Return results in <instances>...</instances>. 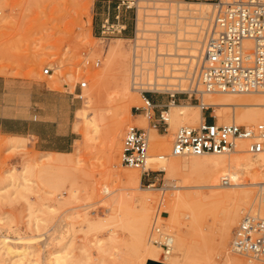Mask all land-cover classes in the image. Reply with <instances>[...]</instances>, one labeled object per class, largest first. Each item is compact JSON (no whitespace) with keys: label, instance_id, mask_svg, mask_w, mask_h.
<instances>
[{"label":"rangeland","instance_id":"rangeland-1","mask_svg":"<svg viewBox=\"0 0 264 264\" xmlns=\"http://www.w3.org/2000/svg\"><path fill=\"white\" fill-rule=\"evenodd\" d=\"M79 1L90 2L91 7L80 6L76 0H0V74L17 80V87L13 89L14 100L19 105L26 104L30 98L28 84L40 82L44 88L43 93L38 96L46 104L42 108L52 107L49 103L54 101L56 95L60 116L64 117L69 114V127L73 129L70 137L72 144H68L70 140L65 144H59L66 148L63 153L40 150L35 146V139L31 136L0 133V185H6L0 197V215L4 213L7 217L5 221H0L1 235L7 236L8 241L17 246L25 241L29 242L34 248L33 256L38 259L34 264H49L46 259L48 253L50 250L60 248L64 240L67 242L72 240L69 246L71 249L69 264H86L88 259L93 264H99L96 260L100 258L106 259L102 264H114L116 259L120 264H129L130 258L133 257L130 247L116 258V252L114 254L112 252L116 250L113 245L116 243V236L121 241L132 239V230L127 224L141 209L142 193L150 191H152L151 194L155 193L151 196L152 204L150 203L148 211L147 235H150L154 218L158 215L162 229L176 236V222L168 216L169 212L161 207V200L164 196L174 195L173 192L175 193L176 189L179 191L177 187H180L184 191L201 190L207 194L216 193L213 200L210 197L200 203L199 207L204 211L182 209L178 214L181 226L186 228L185 226L189 224L187 225L191 233L189 242L192 246L194 245L193 260L190 264H230L225 260L226 255L228 253L238 254L233 251L231 245L234 229L243 215L249 211L247 207L241 210L238 221L231 227L225 228L224 211L235 201V196L227 191L233 188L242 189L248 185H215L213 165L210 162H192L194 155H170L181 162L175 173L168 172L166 169H156L151 174L153 176L151 180L155 181V188H133L126 175L121 174L122 169L134 168L140 173L142 170L129 165H121L118 158L121 157L125 128L131 122V118H134L133 113L136 112L135 104L131 106L130 111H122L120 117L124 125L120 131V137L116 139L113 146L109 141L108 133L111 120H113L112 115L116 111V102L109 103L105 97L106 91L114 88L113 78L119 69L116 67L119 61L116 55H110L107 52L122 34L114 33L106 36L101 31L98 32V29L95 30V0ZM185 1L173 3V6L178 4L184 8L182 12L187 13L186 9L189 7ZM143 3L150 6L170 4L165 0ZM157 11L160 12L153 7L146 8L148 14L144 16L145 21L154 22L144 21L143 26L151 30H139L136 38L132 35L129 39H122L121 42L126 48V54L121 58L122 66L127 62L131 68V53L135 40L141 45H147L154 43L156 37L165 39V36L171 34L166 31V28H169V23L173 25L174 16L169 14L170 10L164 11L165 13L161 15L157 14ZM128 13L134 18L137 17V6L130 8ZM151 13L156 14L151 15ZM138 49L141 50L142 46ZM144 50L148 51L149 48L144 47ZM184 51L188 52V50ZM88 58L90 63L85 62ZM96 59H100L98 65L93 63ZM45 67H51L53 75L44 72ZM96 71L107 72L108 82L101 89L98 82L94 80ZM82 78L88 80V86L83 89V92L86 89L93 91L90 104L85 102L83 96L78 95L81 92L78 81ZM130 79L132 85V75ZM39 92L37 91L36 95L40 94ZM238 94L243 98L252 96L250 92H239ZM165 95L168 96L167 93ZM64 97L69 103L64 100ZM153 99L160 101L163 97L153 95ZM180 101L199 104L198 99L191 101L181 99ZM142 103L143 99L140 98L139 103L136 104ZM82 109L88 110L90 116L97 112L102 115V117L99 116V119L101 118L99 120L100 130L96 133L94 140L86 138V126L83 118L79 116V110ZM203 110L223 120L233 116V111L227 110V107L222 105H213L209 110L204 108ZM152 131H158V135L154 137L156 141L171 139L172 146L175 130L173 133L170 125L168 130L155 129ZM150 146V152L153 155L162 153L159 146L156 143L153 144V134ZM51 161L55 165L51 166ZM157 161L158 164L161 163L160 159ZM25 171L31 177L29 187L22 185L15 188L13 184L8 183L10 181L8 176L21 179V174ZM250 173L254 174V170L249 174L241 171L240 178L247 181L250 179ZM187 181L195 186L174 185L186 184ZM141 184L148 186V180L144 177ZM254 186L257 189L260 187L259 184ZM105 187L108 192L104 189ZM74 189H76V195L66 201L70 191ZM45 202L55 204L56 209L41 211L40 208ZM32 213L44 216L46 219L36 226ZM113 213H118L121 218L112 222L107 220H103V223L97 222ZM112 230H114L113 239L109 238ZM98 237L106 241L105 245L109 247L107 250H97L98 245L95 242ZM158 248L160 258L164 259L163 247ZM17 250L20 251L21 247H17ZM12 254L2 248L0 261L4 259L8 263ZM87 255L90 257L88 258ZM240 256L245 260H250L247 255ZM85 257L88 259L86 260ZM253 259L251 261L264 264L263 260ZM24 261V264H29L26 258ZM157 261L167 263L161 259Z\"/></svg>","mask_w":264,"mask_h":264},{"label":"bare ground","instance_id":"bare-ground-1","mask_svg":"<svg viewBox=\"0 0 264 264\" xmlns=\"http://www.w3.org/2000/svg\"><path fill=\"white\" fill-rule=\"evenodd\" d=\"M150 2V1H161V0H129L130 4H135L137 6V17H136V25H137V35L139 30H151V28L146 29L144 27V16L148 14L146 12V8L153 7L160 12H156L157 14L161 15L165 13L164 11L170 10L169 14L174 16V23L173 27L169 23V28H166V31L169 33H173V36L168 35L165 36V39H160V46H158L160 51L164 52L163 58V68L160 69L159 73H154L152 68L145 67V70H142L140 74V79L136 80V76L133 70V63H132V54L131 53V68L127 62H125L124 66H122V57L126 54V48L124 44H122V39H129L124 35H121L117 38L115 45L111 46L108 50V54L116 55V59L119 60L116 67L119 68L117 70L116 76L113 78L114 88L111 90H107L105 93V97L107 102H116V111L114 115H112L113 120L110 126V132L108 133L109 141L114 146V142L118 137H120V131L124 125L122 118L120 117L122 111L128 110L132 105L139 103L140 98L142 99L141 89L142 88H162V84L164 83H177L181 89L187 87V81L184 79V71L181 65L187 60L186 56L191 57V55H196L200 53L203 43L206 36V30L210 22L213 20L214 10L216 9V1H209V0H186L185 2L188 3V12L183 13L184 8L180 5L173 6V3H178L182 0H165L170 2L169 5L164 6H150L143 2ZM77 4L80 6H84L89 8L91 5L90 2H81L76 0ZM91 7V6H90ZM162 11V12H161ZM156 13H151L154 15ZM176 19V20H175ZM192 20V21H191ZM145 22H154V21H145ZM171 22V21H170ZM172 27V28H171ZM146 31V32H147ZM204 33V35H203ZM142 36H145L142 34ZM162 45V46H161ZM187 48V49H185ZM188 50V52L184 51ZM130 55V53H129ZM143 59L149 60V55H153L152 53H147L143 50ZM171 57V59H168ZM130 61V59H129ZM147 66V65H146ZM182 71V72H181ZM53 71H50L49 74L53 75ZM107 72L103 71H96L94 76V80L98 82L100 89L106 86L108 82L107 79ZM131 75H132V85H131ZM182 75V76H181ZM180 76V77H178ZM179 78V79H178ZM143 82L145 85L140 87L136 85V82ZM141 81V82H140ZM86 88V87H85ZM84 89V88H83ZM136 89V90H135ZM83 92V91H82ZM239 92H229V91H206L201 90L200 97L201 101L199 104H194L189 101H175L171 99L169 103V108L164 109V114L170 122V128L176 130L181 125H194L198 123L200 120L204 119L205 113L203 110V106H213V105H222L227 107V110L230 109L233 111V116L227 117L223 120V118L218 117L217 121L219 123L223 122H238L244 124H253L258 121H264V90L262 91H253L252 96L250 97H241L238 94ZM261 95H260V94ZM78 95L83 96L85 98V102L90 104L93 98V91L92 89H86L83 93H79ZM115 110V109H114ZM79 116L83 118L84 124L86 126V138L90 140L96 138V133L100 130V122L99 116L101 115L99 112L95 113L94 115H89L88 110L82 109L79 110ZM134 115V113H133ZM102 117V115H101ZM134 123H139L145 125L149 130V137H150V145H151V136L153 134V144H157L159 149L162 150L164 154L163 158H158L157 155H153L151 153V157L149 159V166L155 169H166L168 172L175 173V171L180 167V160L178 158H172L170 155L176 156H185L186 154H172L171 150V139L167 140H158L156 141L154 137L158 134L152 130H155L151 125L148 123V120L144 116H135L130 120ZM127 127V126H126ZM108 128V127H107ZM172 132V131H171ZM170 132V133H171ZM172 133V134H173ZM21 136V135H16ZM107 138V137H106ZM107 140V139H106ZM13 141V140H12ZM122 146V145H121ZM246 143L243 140L238 141L237 148L234 150H230L227 152L222 153H204V154H189L194 155L192 156V162L196 163H203V162H210L213 165V177H214V184L215 185H245L248 187L242 189H231L227 191L229 194H233L235 196V201L224 211V227L228 228L231 227L233 223L238 221L239 215L241 210L244 208H248V213L259 214L264 216V204L262 201L263 192H264V151L259 152L257 154H253L250 152L245 151ZM151 148V146H150ZM63 153L64 151H58ZM167 153V154H166ZM156 158V160H155ZM161 160V163L158 164L157 160ZM155 160V161H152ZM117 161V160H116ZM118 162L122 164L121 157L118 158ZM159 165H157V164ZM55 165L53 161H51V166ZM119 165V164H118ZM254 170V174L249 175L250 179L247 181L242 180L241 171H246L249 174ZM126 175L127 180L129 183L132 184L133 188L135 189H153L155 188L154 180L148 182V186H143L141 182L142 179V171L141 173L134 168H125L122 169L121 174ZM22 178L18 179V177L8 176L10 181L8 183L13 184L15 188L19 186H28L30 185L31 177L25 172L22 174ZM224 175H230L231 182L229 183H222L221 179ZM60 177V176H59ZM245 179V177H244ZM246 180V179H245ZM189 182V181H187ZM186 184H174L175 186H195V184H191L190 182ZM57 183V182H56ZM259 184L260 187L257 189L253 185ZM55 187L56 185L53 184ZM6 185H0V197L4 193V188ZM176 189L174 195H168L162 197L161 200V207L168 211V216L176 222V236L173 233L170 234L172 238V243L174 244L173 250L169 252H165V258L162 259L159 256V246L160 244L154 242L152 237L148 234V227H149V214L148 211L150 209V203L152 204L151 196L155 195L151 194L150 192H144L141 195L142 198V206L140 211H137L133 216V220L128 223L130 230H132V239L129 240H118L116 236V243H114V247L116 250H113V254L116 252V258L122 255L123 252L126 251L128 247H130L132 251V258H130L129 264H146L149 263L150 259H161L164 262L169 264H190L192 257H193V246L189 242L191 237V233L189 230V224H185L186 228L181 226L179 221L178 214L182 209H187L189 211H204L202 208L199 207L200 203L205 200L211 199L216 197V193H204L201 190H193V191H184L183 188L180 187ZM106 191L108 190L107 187L104 188ZM182 190V191H180ZM175 191V190H174ZM108 192V191H107ZM110 192V191H109ZM172 192H170L172 194ZM76 195V189L70 191V194L66 198V201L70 197H74ZM210 199V200H211ZM141 200V199H140ZM251 202V203H249ZM160 205V204H159ZM37 209V208H36ZM56 209L55 204H47L44 203V206L40 208L41 211H54ZM184 210V211H187ZM32 211H36L32 209ZM179 211V212H178ZM33 214V213H32ZM31 214V216H32ZM223 214V212H222ZM40 216V217H39ZM182 217V216H181ZM34 224L39 226L46 218L41 215L33 214ZM121 217L118 213H113L109 217L97 220V222L103 223V220L107 221H114L119 220ZM7 219L6 215L2 213L0 215V221H5ZM30 221V219H29ZM171 224V223H170ZM3 226V225H2ZM1 226V227H2ZM172 226V225H171ZM151 233V232H150ZM0 233V251L2 248L7 250V252H12V258L9 259L7 263L6 260H1L0 264H24V260H28L29 264H34L38 259L33 256L34 248L31 246L29 242H24L22 245H15L8 241V238L5 235H1ZM190 235V236H189ZM109 238H114V230H112ZM193 239V238H192ZM205 239V238H204ZM191 240V239H190ZM194 240V239H193ZM207 240V238H206ZM207 242V241H205ZM96 245H98L97 250L104 251L107 250L109 247L105 245L106 241L102 239V237H98L96 239ZM94 243V244H95ZM72 244V240L70 242L65 241L62 242V245L57 250H50L46 259L49 264H69V258L71 255V249H69L70 245ZM212 244V243H210ZM92 245V243H91ZM191 245V246H190ZM213 245L214 242H213ZM208 246V245H207ZM17 247H21V250L18 251ZM95 247V246H94ZM206 247V246H205ZM175 248V249H174ZM195 248V247H194ZM209 248V246H208ZM234 251V250H233ZM120 252V253H119ZM236 252V251H235ZM238 253V252H236ZM88 254V253H87ZM90 254V253H89ZM98 254V253H97ZM239 254V255H238ZM237 255L228 253L226 256V262L232 264H260L251 260H254L253 256H249L250 260L243 259L240 255H244L238 253ZM88 258L90 255H87ZM208 257V256H207ZM86 258V257H85ZM86 258V260L88 259ZM259 259V258H257ZM85 260V261H86ZM105 258H100L96 260L99 264H102L105 261ZM148 260V261H147ZM262 260V259H260ZM256 261V260H255ZM116 264H120L116 259ZM114 262V264H115ZM86 264H93L90 259L86 261Z\"/></svg>","mask_w":264,"mask_h":264},{"label":"built area","instance_id":"built-area-1","mask_svg":"<svg viewBox=\"0 0 264 264\" xmlns=\"http://www.w3.org/2000/svg\"><path fill=\"white\" fill-rule=\"evenodd\" d=\"M116 6L118 9L129 10L136 5L130 4L129 0H118ZM214 11L200 53L191 57L186 56L187 60L181 65L180 70L184 71L187 87L181 89L177 83H164L160 89L153 87L141 89L143 103L134 105L136 110L134 115L146 117L154 129L168 130L170 122L164 114V109L169 108L168 102L171 99L175 101L198 99L200 102L201 90L229 92L264 90V0H217ZM116 19V22L109 18L102 22L100 31L103 35L122 34L126 26L119 21V10ZM134 19L133 38H136V17ZM155 39L154 43L147 45H141L136 40L133 43L132 63L134 62L136 80L140 79L139 73H142L145 67L152 68L154 73H159L163 68L165 53L158 48L159 37ZM141 46L142 49L139 50ZM144 47L149 50L145 51ZM143 50L146 55L148 52L153 54L148 56L149 60L143 59L145 57ZM85 62L91 61L88 58ZM93 63L98 65L100 59ZM51 70V67L44 68L46 73ZM136 85L142 87L145 84L137 81ZM78 86L81 94L83 88L88 86V80L80 79ZM153 95H161L163 100H154ZM203 108L209 110L211 106ZM240 140L245 141L247 152L257 154L264 151V121L253 124L234 121L219 123L216 115L210 112L198 123L181 125L175 130L171 152L186 155L222 153L236 149ZM150 157L148 128L139 123H128L123 134L122 162L142 170V179L145 177L150 182L153 177L151 174L156 170L149 166ZM157 157L163 158L164 154H158ZM221 182H231L230 175H224ZM262 201L264 204V192ZM170 234L162 229L159 216L156 215L150 236L155 243L163 247L164 252L173 250L174 244ZM231 245L238 253L264 261V216L245 213L234 229Z\"/></svg>","mask_w":264,"mask_h":264},{"label":"crops","instance_id":"crops-1","mask_svg":"<svg viewBox=\"0 0 264 264\" xmlns=\"http://www.w3.org/2000/svg\"><path fill=\"white\" fill-rule=\"evenodd\" d=\"M118 0H95L94 29L100 32L105 19L116 22V14L120 11L121 23L126 29L122 35L131 37L134 34V17L130 16L128 9H118ZM17 80L0 74V133L8 135L31 136L35 139V146L42 151H63L66 149L59 144L69 142L73 129H70V115L61 117L58 108L57 96L49 109L38 95L43 93L44 85L32 82L29 86V101L19 105L14 100L13 89L17 87ZM40 94L36 95V92ZM52 93V92H51ZM38 97V98H37ZM64 100L69 103L68 99ZM205 115L207 112H205ZM71 141V140H70ZM68 144H72V141Z\"/></svg>","mask_w":264,"mask_h":264},{"label":"water","instance_id":"water-1","mask_svg":"<svg viewBox=\"0 0 264 264\" xmlns=\"http://www.w3.org/2000/svg\"><path fill=\"white\" fill-rule=\"evenodd\" d=\"M151 263H153V264H167V263H163V262H160V261H157V260H154V259H150L149 260L148 264H151Z\"/></svg>","mask_w":264,"mask_h":264}]
</instances>
